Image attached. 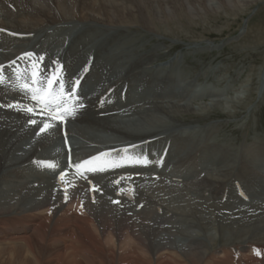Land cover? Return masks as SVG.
<instances>
[{
	"label": "bare ground",
	"instance_id": "1",
	"mask_svg": "<svg viewBox=\"0 0 264 264\" xmlns=\"http://www.w3.org/2000/svg\"><path fill=\"white\" fill-rule=\"evenodd\" d=\"M45 1L0 0V65L33 51L35 58L23 64L15 60L21 70L39 62L64 66L68 80H82L78 96L83 107L74 105L76 115L65 121L63 134L61 124L43 112L27 113L37 106L19 89L22 72H13L12 66L2 70L0 264H264V144L242 149L225 137L210 140L220 128L207 130L203 141L193 130L174 131L178 125L169 126L167 120L205 117L221 100L202 99L220 92L192 89L189 73H177V63L167 69L153 66L170 50L163 54L156 45L149 48L131 30L132 25L158 30L169 23L170 14L179 21L201 10L207 14L208 0L40 3ZM218 1L226 8V0ZM61 21L83 25L43 29ZM45 123L59 127L40 133ZM95 131L114 138L99 139ZM151 147L156 151L146 166L143 156ZM70 159L73 165L91 162L76 175ZM111 163L124 171L119 173L116 164L101 170ZM99 173L108 175L102 179ZM178 179L183 185H177ZM243 197H248L247 207L240 205ZM181 219L196 234L179 230ZM211 228L215 233L218 228L216 239L208 235ZM175 236L184 242L176 243ZM208 241L212 247L205 245ZM213 252L222 261L215 262Z\"/></svg>",
	"mask_w": 264,
	"mask_h": 264
},
{
	"label": "rangeland",
	"instance_id": "2",
	"mask_svg": "<svg viewBox=\"0 0 264 264\" xmlns=\"http://www.w3.org/2000/svg\"><path fill=\"white\" fill-rule=\"evenodd\" d=\"M49 1L40 3L53 6L59 4V1L56 3V0ZM226 1L227 9L223 5L221 7L218 0H208L206 2L207 14L202 10L198 15L195 12L189 13L188 17L180 21L172 20L176 16L170 14L169 23L162 25L158 30L148 31L146 28L137 25H132L131 30L137 32L138 35L141 34L144 43L149 48H154L156 45L159 47L158 52L163 54L168 49L170 50L160 60L154 62L153 66L158 65L167 69L170 67V62L177 63L179 65L176 70H178L173 69V72L179 73L180 69H186L189 73L187 80L194 84L191 86L192 89L203 91L207 87L214 92H220L216 97L211 96L202 99L206 103L210 102L208 99H212L211 101L214 98L221 100L220 105L212 108L205 117L186 114L179 116L180 121L167 120V125H178V128L173 130L182 133L193 130L197 136L200 134L201 141L204 140L207 130L220 128L216 134L209 138L210 140L222 142L225 137L230 143H233L234 147L246 149L264 144V0ZM232 6L237 8H232ZM0 13L4 14V11ZM69 24L83 25L82 23L61 21V23L48 25L49 27L45 26L43 29L52 30L53 26L64 28V26H70ZM90 24L94 25L93 23ZM99 27L104 28L100 25ZM40 31L37 30L30 36H35ZM30 52L33 51H25L20 55L24 56ZM32 57L35 58L34 55ZM191 69L192 73L190 72ZM197 99L198 102L202 101L201 98ZM236 99L240 102H237ZM51 124L55 125L54 123ZM51 124H49L50 127ZM95 134H98L99 139L114 138L112 133L107 131H95ZM117 139L119 137H115V140ZM124 142L127 143V141ZM195 142L197 141L193 140L192 143L188 142V144L194 145ZM166 154L167 149L164 151L165 156H167ZM172 159H174V155ZM157 164L158 167L155 170L160 167L159 164H163V160H158ZM170 166L171 164L166 165L165 169L168 170ZM149 176L147 180L150 179ZM153 176L156 177L157 175L154 174ZM160 178L162 179V177ZM53 179L55 182L59 181L57 178ZM68 179L69 182L73 180L69 176ZM178 180L177 185H183L184 181ZM151 183L149 181L148 184ZM160 184L162 186L163 183ZM181 190L179 188L176 192ZM188 194L196 197L192 192ZM109 198L114 200L112 194ZM246 199L248 197L241 198L240 202L243 203L240 205L242 207H247L248 200ZM170 205L174 207L176 203H170ZM187 224H190L187 219H181L176 223L182 232L196 234L195 228ZM225 233L226 229L223 230V235ZM208 235L212 237L211 239H216L219 236L218 228L216 233L211 228ZM181 239L183 237L175 236L176 243H183L184 241ZM212 244L209 241L205 243L207 247H212ZM134 252L141 254L138 251ZM214 256L216 257L215 262L223 259L217 253H214Z\"/></svg>",
	"mask_w": 264,
	"mask_h": 264
},
{
	"label": "snow or ice",
	"instance_id": "3",
	"mask_svg": "<svg viewBox=\"0 0 264 264\" xmlns=\"http://www.w3.org/2000/svg\"><path fill=\"white\" fill-rule=\"evenodd\" d=\"M34 54L33 53H27L25 54L24 56L18 58V59H25L27 57H31L33 56ZM43 57H39L38 58V62L39 61H43ZM11 64H15V62H11ZM56 62H53V71L52 72H49V75H44L45 72H48V69H43V71H39V75L37 76L36 73H31L29 74L27 71L24 73V76L26 79L30 80L32 84H39L40 87L39 88H31L29 87L28 84H24L22 86V90L23 91H26V92H29L31 94V97L33 100L36 101L37 104H41L42 101L38 98V94L39 92L43 91L45 87H48V88H51L53 89V92L55 91H60V92H63L64 89H65V84L62 82V69L60 68H57L56 66ZM35 65H33L34 67ZM9 66H4V65H0V83H4V76H3V69L7 68ZM41 67H43L41 65ZM53 73L56 74V78L55 79H51L50 77L53 75ZM16 73H14L15 75ZM80 83V81H76L74 80L72 82L71 85L68 86V92L71 93V97H68L66 99L69 100V102H73L77 105H79L80 107H83L82 103L79 101V100H76L75 98L78 96V87L77 85ZM63 107L62 104H59V103H55L54 101L52 100H48L45 105H44V108H40V109H34V108H29L27 109V113H32L34 111H40V112H43L45 111L46 109H52L53 111H55L56 109H59ZM62 117H71V116H75L76 115V111L75 109H66L63 113L60 114ZM30 122L35 125L37 123L36 120H30ZM60 123H63V120L61 119ZM50 127L49 124L45 123L43 125V127H41L39 129V132L40 133H43L45 131V129H48ZM51 127H59V124H55V125H52ZM101 155H104V154H101ZM95 159H98V157H93L91 158V160H95ZM91 160L89 161H84L82 163H90ZM49 167H52V165H49ZM61 179H63V173L61 174ZM65 199H67V191L65 190ZM118 203V202H116Z\"/></svg>",
	"mask_w": 264,
	"mask_h": 264
}]
</instances>
